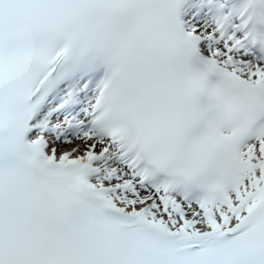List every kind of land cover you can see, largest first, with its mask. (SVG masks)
I'll return each instance as SVG.
<instances>
[{"label":"snow or ice","instance_id":"1","mask_svg":"<svg viewBox=\"0 0 264 264\" xmlns=\"http://www.w3.org/2000/svg\"><path fill=\"white\" fill-rule=\"evenodd\" d=\"M0 264H264V0H0Z\"/></svg>","mask_w":264,"mask_h":264}]
</instances>
